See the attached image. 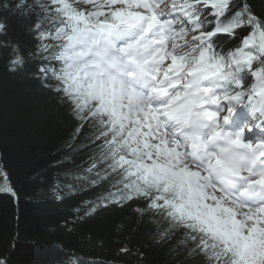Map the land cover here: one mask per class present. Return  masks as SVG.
<instances>
[{"label": "trees", "instance_id": "trees-1", "mask_svg": "<svg viewBox=\"0 0 264 264\" xmlns=\"http://www.w3.org/2000/svg\"><path fill=\"white\" fill-rule=\"evenodd\" d=\"M70 1L0 0V264H264L183 174L148 173L164 155L128 131L117 103L74 80L71 40L99 19L119 24L114 11L130 5ZM183 1L203 16L193 30L211 32L218 82L254 97L264 0Z\"/></svg>", "mask_w": 264, "mask_h": 264}, {"label": "rangeland", "instance_id": "rangeland-1", "mask_svg": "<svg viewBox=\"0 0 264 264\" xmlns=\"http://www.w3.org/2000/svg\"><path fill=\"white\" fill-rule=\"evenodd\" d=\"M60 2L65 6L71 4L68 0H60ZM173 5H176L174 0H165L160 4H154V2H151L148 5L149 7L141 8L139 16L135 15V17L139 21L138 28L142 29V33L145 34L144 37L151 39L152 43H154L152 47L154 50L153 56L159 51H162L161 47L162 45H165L166 47L163 49L162 53L158 54V56H164L168 53L170 62L168 64H164L166 65L165 69H174L175 78L177 80L176 82H180L179 80H181V83L183 81V83L188 85L190 89L191 85L197 87V82L203 81L208 77V74L212 76L214 71L210 69V66L212 65L216 67L218 61L210 62L208 59L209 50L207 48H203L198 54V60L196 64L194 66H189L188 55L192 50V46L200 44L203 40V37L200 36L201 34H197V37L194 36L195 34H187L184 38H182L181 35L183 30H175L176 28L174 27L176 26L179 28L183 25V23L191 20H187L188 16L182 13L181 9L175 10L172 8ZM172 14H175L176 17H179L177 18V20H179L170 22L168 17ZM142 21H144V26L141 25ZM116 33L117 31L110 29L107 34H109V38L114 41L118 38L115 37ZM156 42H158V44H156ZM87 70L90 72L88 68H83L84 72ZM215 77L216 74L209 78L210 82L208 84L212 83L215 85ZM208 84L207 88L210 90L212 86H209ZM215 89L216 88L210 90L211 101L213 105H215V109H217L218 117L221 115L223 118H227L226 114H229L230 111L232 112L233 109L229 106L226 107L219 99H215ZM260 96L261 100L259 106H257L251 112L252 114L257 113L260 115L264 112V90L261 91ZM255 102V100H248L247 103L244 104L253 105ZM146 106L147 102L145 101L136 102L130 100L129 111L131 113L134 126H138L142 132L148 135L153 147H156L157 149L162 147L168 149V151L172 153L174 157L181 159L184 162V165H188L189 168L192 169V171L188 173V176H191L196 172V178L199 177L203 187L210 190L217 199H221V205L231 209L238 220L244 221L245 226L250 232L249 233L247 231V233L250 234V242L252 243L249 245V248L255 247L257 252L260 250L259 253L264 254V208L260 206L251 209H245L243 206L238 205L228 197H225L222 189L215 181L201 178L200 176H202V173L204 174L205 172L194 164V162L186 154V151L185 153L182 152L184 147L182 146L181 141L170 131V129L166 127L167 124H171V121L167 119L160 121L158 118H151L150 113L145 110ZM153 123H156L158 130H155V133L150 134L149 132L155 128L152 126ZM255 127L256 124H254L252 128ZM245 134L246 131H241L240 135H242L244 138ZM229 164L230 166L238 165V163L233 160H229ZM197 190H202V193H204L203 188H197Z\"/></svg>", "mask_w": 264, "mask_h": 264}, {"label": "bare ground", "instance_id": "bare-ground-1", "mask_svg": "<svg viewBox=\"0 0 264 264\" xmlns=\"http://www.w3.org/2000/svg\"><path fill=\"white\" fill-rule=\"evenodd\" d=\"M133 51L136 52L137 55H139V53H138L137 50H133ZM113 69H115V67L114 68H111L110 70H113Z\"/></svg>", "mask_w": 264, "mask_h": 264}]
</instances>
